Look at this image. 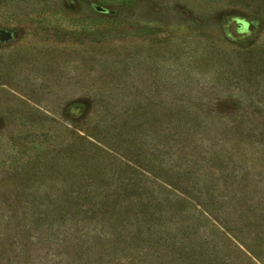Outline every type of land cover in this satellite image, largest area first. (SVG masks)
<instances>
[{
    "label": "rangeland",
    "instance_id": "1",
    "mask_svg": "<svg viewBox=\"0 0 264 264\" xmlns=\"http://www.w3.org/2000/svg\"><path fill=\"white\" fill-rule=\"evenodd\" d=\"M0 264H264V0H0Z\"/></svg>",
    "mask_w": 264,
    "mask_h": 264
}]
</instances>
